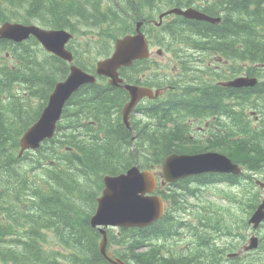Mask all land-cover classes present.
<instances>
[{
    "label": "trees",
    "instance_id": "16d2710c",
    "mask_svg": "<svg viewBox=\"0 0 264 264\" xmlns=\"http://www.w3.org/2000/svg\"><path fill=\"white\" fill-rule=\"evenodd\" d=\"M153 1L0 0V24L19 21L71 31L74 38L68 48L75 63L93 72L96 61L111 53L115 40L150 14H145L144 6L152 9ZM162 1L166 5L196 3ZM205 4L206 13L222 17L218 24L192 21L191 25L205 30L202 35L210 37L209 54L216 51L230 61L232 76L245 72L264 77V68L254 66L264 64V0H210ZM238 61L240 69L235 65ZM69 67L34 36L21 42L0 38V264H112L100 250L102 234L90 218L104 188L103 176L124 172L135 164L158 170L172 153L215 150L264 180V80L254 87H242L239 93L238 88L215 86L216 94L208 91L198 100L208 105L205 108L194 107L184 95L182 109L172 95L163 106L158 101L141 103L138 115H132L130 129L122 117L128 92L100 77L72 95L53 138L20 156L21 136L39 119ZM146 70H150L148 59L123 67L121 73L126 81L142 84L150 78L147 74L142 79ZM220 94H225L224 103ZM189 106H193L190 111L201 110L194 113L201 119L216 116L218 127L208 130L210 140L191 138L186 122ZM242 176L250 179V186L243 187L240 196L225 194L245 208L241 226L262 196L260 188L252 186L253 175ZM240 180L241 175L209 172L167 184L159 189L168 201L165 215L146 227L109 229L110 249L128 264H214L218 257L207 250L205 242L211 228L205 227L210 224L223 231L222 210L203 207L202 215L192 222L180 214L191 211L187 196L200 199L203 187L221 182L237 188ZM225 221L226 226L234 225L228 218ZM184 229L197 243L187 242L183 247L173 243ZM241 235L245 239L244 230ZM258 251L262 259L248 264H264L263 243Z\"/></svg>",
    "mask_w": 264,
    "mask_h": 264
},
{
    "label": "water",
    "instance_id": "95a60500",
    "mask_svg": "<svg viewBox=\"0 0 264 264\" xmlns=\"http://www.w3.org/2000/svg\"><path fill=\"white\" fill-rule=\"evenodd\" d=\"M176 12L186 17L219 22V17L209 16L199 10L190 8L182 10L174 8L166 13ZM166 13L162 14L165 15ZM142 21L138 22L136 33L127 34L117 39L112 55L97 62V74L109 78L112 85L126 88L130 100L123 108L125 124L131 128L130 115L135 105L145 96L154 97V90L150 87L124 83L119 69L128 66L135 59L149 56V45L145 34L141 31ZM35 36L48 51L72 62L74 56L67 48L73 34L67 29L46 28L36 23H23L18 21H5L0 25V37L21 42ZM97 76L76 64H71L68 76L55 85L49 96L47 105L41 112L39 119L30 126L20 139V155L26 150L37 149L41 143L52 138L55 134L57 123L61 119L67 101L82 85L94 83ZM256 77H237L226 83L228 86L242 87L255 85ZM164 180L174 182L180 178L205 173L210 171L240 173L241 166L229 156L216 151L197 154L172 153L163 161ZM150 169H141L138 165L132 166L126 172L117 175H105L104 189L98 198V206L90 219L93 226L100 225L103 240L100 249L103 255L112 264H127L108 250V228L110 227H144L161 218L165 212L164 198L156 193L157 179ZM164 181V182H165ZM262 187L264 182L259 181ZM264 219V200L252 215L250 222L255 227ZM256 236L252 238L249 247L257 245Z\"/></svg>",
    "mask_w": 264,
    "mask_h": 264
},
{
    "label": "flooded vegetation",
    "instance_id": "af4514ba",
    "mask_svg": "<svg viewBox=\"0 0 264 264\" xmlns=\"http://www.w3.org/2000/svg\"><path fill=\"white\" fill-rule=\"evenodd\" d=\"M195 1L196 3L193 4L183 3L181 5H166L162 0H154L153 2H155V4L153 6L151 5L152 9L146 8V5L144 6L145 14L148 11L150 12L148 16L140 19V21H142L141 29L146 35L150 46V53L147 57L150 70L142 72V79H144L147 74H149L150 78L149 80L144 79V83L140 85L152 87L154 90L158 91L155 98H144V102L158 101V103L163 106V103L172 95L178 104L177 108L180 107L182 109L181 106L183 105L181 104L186 102H191V104L198 109L200 106L205 108L208 105H200L198 100L203 99L205 94L208 93V91L211 92L215 86L225 87L223 86V82L227 78L226 60L216 51L209 54V51L204 48L205 36L202 35V33H204L205 30H201L198 26L191 25L194 20H204L189 18L183 14L177 13H169L160 17L162 13L171 8L188 9L193 7L203 12L204 10L202 7L210 0ZM174 31H180L186 34L180 39L185 40L186 43L183 41L173 42V40H169L170 32ZM196 44H201L203 48L197 47ZM155 48L157 49L155 52L157 55L156 57H154ZM145 59L146 58H142L135 61ZM189 64L195 65L196 68L190 67L191 65ZM208 67L213 72L212 74H209L210 70ZM190 70L192 73H190ZM240 89L241 88H238V93ZM215 90H213L211 94H216ZM183 95L187 96L189 101L185 102L183 97H181ZM225 99V94L219 95V100L223 103ZM193 106H189V111ZM237 107H240V105H237ZM215 117L216 116L201 119L198 116H190L187 118V123L194 132L191 134V138L195 139V137H198L204 140H210L208 137V130L212 126L214 129L218 127V124L216 125V122H214ZM224 118L225 117H223L222 120H224ZM196 122L204 124V126H199L195 124ZM220 128H222V124H220L219 129ZM209 227L210 226H206V228ZM220 232L221 231L217 228H211L209 238H206L205 241L208 247L207 250L218 257L214 258V264H226L227 261L232 264H243L241 254L232 255V253L239 251L243 247L242 240H234L236 246L228 248L229 243L232 241V236L228 237L224 235V237L220 239ZM211 239H213V241ZM214 243L215 245H213ZM237 244L239 246H237ZM249 254L253 255L251 252H249ZM207 255L209 254L205 251V256Z\"/></svg>",
    "mask_w": 264,
    "mask_h": 264
},
{
    "label": "rangeland",
    "instance_id": "374dc122",
    "mask_svg": "<svg viewBox=\"0 0 264 264\" xmlns=\"http://www.w3.org/2000/svg\"><path fill=\"white\" fill-rule=\"evenodd\" d=\"M169 39L172 41L173 40V42H176V41H185V40H180V39H182V36H180V35H178V33L176 32V31H174V32H170V36H169ZM257 40L258 41H260L261 39H258L257 38ZM179 43V42H178ZM156 48L154 49V57H156L157 55H156ZM191 113H190V116L191 117H197L196 115H197V113H200L201 112V110H192V111H190ZM194 113L196 114V115H194ZM225 187V186H224ZM220 188H222L221 186H211V187H207V188H205L204 189V196H203V200H205V199H208V200H210V201H207V204H211V203H216L215 204V206H214V208H219V210L220 209H222V215L223 216H227V218H228V221H230V223H234V225H228V226H225V229L226 228H228V227H230V228H233L234 230H236V231H241V229H238V227H237V225L241 222V220H242V217H243V215L245 214L244 213V211L245 210H243V208H242V206L240 205V204H236L233 200V198H230V197H228V196H226L225 198V200H224V197L223 196H221L220 194H221V192L219 193V189ZM226 189H228V191H230V190H232L233 192H240V188H228V187H225ZM227 198H230V199H227ZM192 202H194V201H191V203ZM195 204L194 205H196L198 202H194ZM233 203V204H232ZM198 207H199V209H200V211H202L201 210V208L203 207V206H194V209H198ZM228 207V208H227ZM199 211V210H198ZM207 211H209V209H207ZM200 213V212H199ZM206 213H208V212H206ZM208 215V214H207ZM206 215V216H207ZM180 216L182 217V218H184V217H186V214H184V215H181L180 214ZM197 218H199V216L197 217ZM224 225V224H223ZM184 232H186L187 230H183ZM259 231V232H258ZM258 236L259 237H261V236H263L264 235V227L263 228H259L258 229ZM184 232H182V234L184 233ZM246 232H247V235H248V237H247V239H246V242H245V244L246 243H249L250 242V236H251V234L253 233V231H252V228H250L249 229V225H246ZM182 234L180 235V236H178L177 238H176V241H177V246L178 245H181V246H185V244H186V241H187V237L186 236H182ZM188 238L190 239V237L188 236ZM234 241V240H233ZM259 245H258V247L260 246V241H259V243H258ZM263 244H264V242H263ZM237 246H239L238 244H237ZM253 255H251V257L250 258H248V261H250V262H252L253 263V261L256 259V260H259V259H262V258H260V253H259V251L258 250H256V251H252L251 252ZM254 257V258H253ZM254 264H262V263H254Z\"/></svg>",
    "mask_w": 264,
    "mask_h": 264
},
{
    "label": "bare ground",
    "instance_id": "6f19581e",
    "mask_svg": "<svg viewBox=\"0 0 264 264\" xmlns=\"http://www.w3.org/2000/svg\"><path fill=\"white\" fill-rule=\"evenodd\" d=\"M65 29V28H64ZM177 33H178V35H180V36H185L186 34H184V33H182V32H180V31H176ZM204 36H205V46H204V48L206 49V50H208V51H210L211 49H210V47H211V42H210V40H209V38L210 37H208L207 35H205L204 34ZM170 40V39H169ZM180 42H182V41H180ZM179 42V43H180ZM185 42V41H184ZM186 43V42H185ZM189 45V44H188ZM210 46V47H209ZM93 53V52H92ZM78 67H80L79 65H77ZM80 68H82V67H80ZM83 69V68H82ZM69 70H71V66L69 67ZM170 104V103H169ZM66 131V130H65ZM130 169V168H129ZM128 170V169H127ZM154 175H155V177H156V179L158 178V177H164V171H163V169H158V170H153V172H152ZM104 177L105 176H103V184H104V186H105V183H104ZM162 181H165V180H162ZM104 189V188H103ZM102 192H103V190H102ZM101 195H102V193H101ZM100 195V196H101ZM99 196V197H100ZM94 214V213H93ZM92 217V216H91ZM93 226V225H92ZM93 227H96V228H98L99 229V231L101 232V234H102V239H101V241H100V244H101V242H102V240H103V233H102V231H101V229H100V225H98V226H93ZM247 232L245 231V234H246ZM101 250V249H100Z\"/></svg>",
    "mask_w": 264,
    "mask_h": 264
}]
</instances>
